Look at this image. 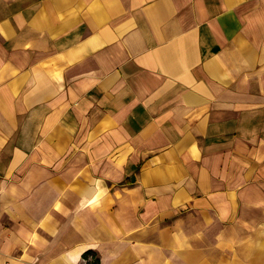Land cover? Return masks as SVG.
I'll return each instance as SVG.
<instances>
[{"label":"crops","instance_id":"0c3cea01","mask_svg":"<svg viewBox=\"0 0 264 264\" xmlns=\"http://www.w3.org/2000/svg\"><path fill=\"white\" fill-rule=\"evenodd\" d=\"M264 264V0H0V264Z\"/></svg>","mask_w":264,"mask_h":264},{"label":"trees","instance_id":"16d2710c","mask_svg":"<svg viewBox=\"0 0 264 264\" xmlns=\"http://www.w3.org/2000/svg\"><path fill=\"white\" fill-rule=\"evenodd\" d=\"M84 260L89 261L90 258H92V261L90 260L88 264H101V260L99 257V254L94 251H89L83 256Z\"/></svg>","mask_w":264,"mask_h":264},{"label":"rangeland","instance_id":"374dc122","mask_svg":"<svg viewBox=\"0 0 264 264\" xmlns=\"http://www.w3.org/2000/svg\"><path fill=\"white\" fill-rule=\"evenodd\" d=\"M90 260L92 261V258H90L89 261H90ZM84 261H85L86 264L89 263V261H87V260H84Z\"/></svg>","mask_w":264,"mask_h":264}]
</instances>
